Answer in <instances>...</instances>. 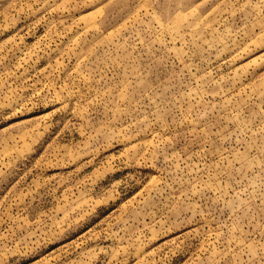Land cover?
I'll return each mask as SVG.
<instances>
[{"label":"rangeland","instance_id":"374dc122","mask_svg":"<svg viewBox=\"0 0 264 264\" xmlns=\"http://www.w3.org/2000/svg\"><path fill=\"white\" fill-rule=\"evenodd\" d=\"M0 264H264V0H0Z\"/></svg>","mask_w":264,"mask_h":264}]
</instances>
